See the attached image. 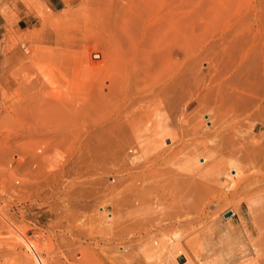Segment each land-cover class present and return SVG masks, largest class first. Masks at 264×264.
Returning <instances> with one entry per match:
<instances>
[{"label": "rangeland", "instance_id": "1", "mask_svg": "<svg viewBox=\"0 0 264 264\" xmlns=\"http://www.w3.org/2000/svg\"><path fill=\"white\" fill-rule=\"evenodd\" d=\"M176 1L177 0H63L59 3V8L51 9L47 5L45 0H0V9L6 15L9 24L7 33L0 42V187L4 186L3 188H0V264H175V262L176 264H179V260L177 258L174 262V254H172V257L171 252H168L174 245V247H176L177 243L179 242L181 244V247H183L184 252L188 254L190 261H192V264H203L207 260L211 263L214 260L216 264H264V114L261 117L259 116V114H257V112L264 113V0ZM19 3L24 5L30 13H36V17L29 28L16 30L14 28V23L18 20L17 6ZM172 8L173 11L169 13L168 10H172ZM175 8H178L179 11ZM177 11L178 14H176ZM125 15L127 16V18H129V20L125 18ZM122 16L123 18H121ZM176 16L178 18L180 17L179 19L181 20H179ZM175 17L178 19V21L175 20ZM123 20L126 21L127 26L124 25L125 22ZM127 21H132L130 22L132 26H130ZM132 23L134 24L135 28L133 27ZM170 24H174V26H169ZM123 25L125 26L124 28L127 31H130L131 29V31L135 30L134 32L136 34L134 33V35L137 36L138 34V36L140 35V37L144 36L143 38L141 37L142 39H144L145 36L147 38L149 35L147 39L154 38L156 41L158 40V47L161 46V48L159 49L161 51L166 50V52L164 51L165 54L168 51L169 54L168 56H166L169 61L171 60L172 62H174L175 59L184 61V87L186 91V103L196 99L199 94L205 95L207 93L206 86L209 84L210 79L215 77V81L209 87L210 90H208L209 93L207 95H209V97L215 95L217 96V91H219V96H217L218 99H213L212 97L210 103L206 102V105H198L194 109H189L186 113V116L187 114H189V118L187 117V119H184L186 116H182L184 123H186L185 125L181 124L183 123V121L181 123L179 122V120H177V122L175 123L173 122L174 120H171L172 122L170 121L171 126H173L174 128L175 126L173 124H177V126L181 124L185 127L187 125L188 127L190 124L187 122L188 120H190V117L193 116V114L200 115V117H202V121L204 122V128H201V131L198 135H192L189 131H185V127L184 129H182V126H180V129H177L178 131L180 130L179 133L182 132L183 134L182 138H180V141L182 143H185V145L187 144V146L190 145V147L188 148L184 146V144H181L180 141V145H178L177 142L171 144V140L167 139V144H165V147L168 146L167 148H170L169 146L173 145L172 148H170L169 152H173V150L174 152H177L178 150L176 149H181L180 151H182V153H184L185 151H188L187 153H189L192 150L190 148L194 147L193 145L194 142H196L197 136L201 139L205 138V130H208L212 134H209L208 138H205L208 142V145L210 147H215L218 144L216 146L217 148L219 147L217 149L218 152L220 153V155L224 154L214 158V160L216 162H223L225 160L227 162H238L237 160L239 159L243 162H239L237 165H241V163H243L241 167L242 169H246L244 170L246 174L242 172L243 170H241V174L243 176H232L228 168L221 175H210L204 172L206 173L208 178L200 177L194 174V172L190 169L188 163L184 162L185 160L183 161V158H186L187 155L181 153L182 155L180 157V160H178V158L175 162V160L173 161L172 159L173 162H170V164L168 163L169 165H171V163H176V165H167V167H173L172 169L174 171H179V173H175L176 171L174 172L175 174H179L178 176H180V171L181 173H187V170L189 168L188 173L190 175L193 174L196 177H192L193 179H195L196 183L197 180L201 181L199 179H202L203 185H207L205 181H209L208 183L211 184L210 186L207 185V187L209 186L207 190L204 186V188L202 189L203 191L201 190L203 193L200 191L201 186L199 185L200 189L197 190L200 191L199 194L201 195L197 196L195 195L197 190L194 189L196 190L194 193V190L192 191L196 183L194 184L192 180L190 182L188 178L186 179H188L189 181H185V178V180H181V175V183L185 182L183 184V187L190 182L191 185H188L189 190L191 188L190 186H192L193 184V187L191 188L192 192H190L197 196V198H193L194 195H189L191 193L186 190L187 186L184 188L189 194L186 192V194L183 196L182 193L184 194L185 192L182 191L184 189L182 188V186H180V181H178V179H174L177 175L175 176L173 172H171V174L174 175L173 179L169 174V177H171L169 178L170 181H168L169 179L166 181L164 180V178H160L161 180H164L160 181L158 178L159 176L157 177L158 179H153L155 177L152 178L150 176L151 173H147V170L145 169L146 167H142L143 169H145L143 170L142 168H138V166H134L139 164L141 165V163L137 164L138 162H142V164H144L143 162H145L149 165V163L151 164L150 161H153L154 159L150 154V158L146 160L147 157L141 155V151V154L140 152L138 153L137 150H135L136 148H134L137 143H135V145L134 142L131 143L132 141L130 140L132 146L128 145L130 146L129 149H131V147L134 148H132L131 151L126 150L128 149V146L124 147L126 154H128L129 152L133 153L134 150V154L136 156H132H135L136 158L130 157L131 155L124 156V152L121 149L123 147V143L120 137L121 131H115V128L118 124L116 120L117 109L113 111V113L115 112L116 114H112V110L109 112L110 114L108 116L105 114L107 116V119L110 118L109 116L111 115V119L115 120L116 122L111 119H101V123L105 122L106 125L99 122L101 127L99 128V124L96 125V123L94 124L89 121L90 126L93 125L91 127L89 126V130H91L90 132H95V137H100V139L102 138L101 140L104 142L103 145L105 146L102 145L99 138L95 139H99L102 146H99L98 142H95L96 144H94L95 139L91 138V136L93 137L94 135L91 133L92 135L90 136V132L87 131L88 126L86 127L85 125H88V123L86 121L87 119L84 118H86V114L88 113L89 115L87 116L89 120H91L90 116L98 117L99 114L104 115V112L106 113L110 110L109 103H111L110 101H112L114 97L110 94H106L109 90L104 87L106 85L102 87L105 92H103V90H101L102 92H100L99 90L101 88L99 89L98 85L99 83L101 84V82H104L107 79V81H105V84L108 85L110 83L109 85L111 86L113 78L112 76L115 75V73H113L114 70H112L113 72L110 71L111 75H108L104 73L103 69H105L107 66H112V69L120 66L122 60H120L121 57H119V55L123 56V54L125 55L126 51L128 52L129 50V43L127 40L128 38L125 33L126 31L123 28H120L121 26L123 27ZM146 25L147 27L145 28ZM150 28L151 31H149ZM179 28L181 30H179L180 33L177 30ZM175 29L176 31H174ZM148 31L150 32L149 34H147ZM103 38L110 39L115 43H117V40L119 41V39L116 40L115 38H120V41L122 43L120 53H117V55L115 54L116 56L113 55L109 57V54L112 55L117 51H115V48H108L102 42ZM108 50L112 51L109 53ZM121 51H123L124 53H122ZM174 54H177V56L173 60ZM169 55L171 58L169 57ZM110 58L112 61L110 60ZM107 76H109V79ZM32 82L33 84H31ZM42 88H45V91L42 90ZM111 88L113 87L111 86ZM190 90L192 91V93L189 92ZM51 91L53 92L52 94ZM46 92L48 94L50 93V100L54 95V98L57 99L53 98V100H56V102L58 103L60 102L63 105L62 107H64L66 104V107H64L66 109L62 108V110H60V103H56L59 108L57 107V105L55 107L54 105L52 106V104H55V102H52V104L49 103L51 105V109L50 107L46 109L45 106L50 101L48 100L49 98L47 97L48 94ZM42 94L47 95H44V97ZM190 94L194 96L192 100H190L189 98ZM46 99L48 100V102L46 101ZM114 100V102H116V99ZM71 101L73 102V105H70L72 104L70 103ZM44 103L46 104L44 105ZM28 104H31V106H29ZM74 105L76 108L74 107ZM113 105L110 107L111 109L114 106H117V103L116 105ZM69 106L70 108H72L71 106H73L75 108V111L77 110L82 117L85 116L84 118H82L78 115V118L81 120L83 119L82 122L85 120L87 124H85L84 122L82 123L81 120L78 122L79 119L77 120V117H75L77 115V112H75L76 115L74 114V116H72L74 111L71 112V109L69 110L68 108ZM39 108L40 110H38ZM77 108H80V111ZM84 108L86 111L84 110ZM115 108L116 107H114L113 109ZM53 109H55L56 111ZM68 110L72 113V115L68 114ZM81 110H83L84 112L82 113ZM20 114L22 116H20ZM43 114H45L46 116ZM9 115L12 116L10 117ZM226 115L227 117H224ZM58 116H60L59 119ZM68 116H71V122L75 119L74 121L77 120L75 123H79L78 125H80V123L83 124L81 125L84 126L83 128L81 126L80 128L76 124L83 133V130L87 128L85 130V134L81 132V139H86V141H89L88 137L91 138L90 140H93L92 145L94 146L91 145L92 141H89V144L86 142L84 143L88 144L89 146L84 144V146H82L81 144L84 140L80 139V134L78 135V138L77 136H74L76 135L75 132V134L73 133V137H75L76 139L71 138V133L74 131L75 127L70 125L71 122ZM72 117H74V119ZM220 117H224L221 118L222 121H220ZM96 118L95 121L98 122ZM103 118L105 117L103 116ZM174 119L176 120V118ZM230 119L233 121L235 120V123H233V121H231ZM61 121L62 124H59V122L61 123ZM92 122L94 121L92 120ZM111 122H115V124H117L112 127V125L114 124H112ZM110 123L112 124L111 127L114 129V132L111 127L109 129L111 131H108V129H106L109 133L104 132L103 126H110ZM72 124L74 123L72 122ZM223 124H227L228 126H224ZM56 126L57 128L51 131V129H54L53 127ZM93 127L97 128L96 130H98L99 128L100 131L102 129L103 133H101L102 131H99L100 136L97 135L98 131L96 132V130H93ZM220 127H222V129ZM189 128L190 127H188V130ZM184 131L186 132V134H184ZM225 132L228 134H226ZM111 134L112 137L116 135L115 137H111L110 139H108L113 143L111 144L113 145V147L109 146L110 142L106 141L107 139H105L104 137L111 136ZM52 135L55 136L52 137ZM83 135L86 137L83 138ZM101 135H104V138ZM117 135H119L118 137L120 138H118ZM36 137L38 138V140ZM210 137L212 138L210 139ZM238 138L241 139L238 140ZM71 139H73L76 143L80 141L81 142L79 145L76 144L72 146L71 142H75H73V140L71 141ZM115 139L122 143L120 145L121 148L118 147L119 144H117L118 146L114 144V142L118 143V141H115ZM192 140L194 142H192ZM29 141L33 145H31ZM42 143L47 144L46 146L48 147L45 148V145H42ZM96 145H98L99 148ZM107 145L109 147L106 148ZM114 147L118 148H115L116 150H114ZM136 147L138 148V145ZM223 147L224 150L227 148V150H225L224 152L222 149ZM119 149L120 151H117ZM115 151H117L118 154L119 152H122L119 154L121 157H117L120 160H125L126 158H128V162L124 164V161L122 162L117 159L115 154L117 152ZM127 151L129 152L127 153ZM228 152L229 154L230 152L233 153V155L236 156L237 159L234 158L233 155L232 159ZM179 153L178 155L180 156ZM235 153H237L238 155H235ZM225 154H227L228 156H226ZM144 158L145 160L143 161ZM241 158L243 160H241ZM114 160L116 162L120 161L119 163H117L119 164L118 166L113 163L115 162ZM135 162L136 164H134ZM159 162H161V160H159ZM129 163H133L130 164V166H133L132 168L129 167ZM91 165H95L93 166L94 170H98L99 174L97 173V176L96 174L93 175L90 172L91 170L93 173L96 172L93 170ZM114 165L117 167H114ZM123 165L124 167L126 165V167L124 168L125 170L127 169V167L129 168L128 172L130 174L127 171L126 173L121 172V170H123ZM119 166L121 168H119ZM77 167L80 168V170H78L80 171V173L77 172ZM134 167L136 168V170L133 169ZM98 168H105V172H107L108 168L109 173L104 172L106 174L105 176V174L99 172L100 169ZM109 168H111L113 171H111V169L109 170ZM115 168H118L116 169L117 172ZM119 169L121 170L118 171ZM74 170L76 171L75 177ZM137 170L140 174H143L145 172L146 174L150 175L146 176V174H143L142 179H140L141 177ZM87 171L89 172V174ZM132 171L133 174L135 172L137 173L135 178H131L132 176H134L132 174ZM77 173L79 174V176L77 175ZM86 173L87 176L90 175V177H94H91V179L88 176L89 179H86L88 178L86 176ZM117 173L121 175H117ZM188 173L186 175L190 177V179H192ZM84 174L85 176H83ZM57 176L59 177L57 178ZM99 176L100 180H96L94 181V183L93 179H96L97 177V179H99ZM115 176H117L118 179H116ZM125 176L127 177V179ZM138 176L140 178H137ZM104 177H106L107 180L104 179ZM121 177L123 178L121 179ZM128 177L130 178L128 179ZM74 178H76V180H73L72 182V179ZM77 179H82L84 182L88 180V186L84 187V185L82 186L80 184L83 188L79 187L80 185L76 187V185L74 184L77 183ZM101 179H103L104 181H101ZM145 179L149 181V183L147 180V182H145L148 185H151L150 187H153V185H155V182L157 183V185H160L162 187L166 185L167 191L163 188V191L160 190L159 188L161 187L158 188L156 187L157 185H155L154 189L156 190V188H158V192H156L157 190L154 192L153 188L149 189L150 187L147 184H145V186L147 185L148 187L146 186L144 188L143 184L145 182L143 181ZM118 180L122 181V184L120 185L119 181V183L115 182V184L118 183V186L115 184L114 185L118 188L119 185L121 187L123 186L122 188H117V191L119 193L123 192L121 193V195L123 194V196L120 195L121 199L119 197L116 198L111 194L108 197H112V200L114 198L116 200H120L121 202H123V205L124 203H126V201H130V204H136L134 199H136L137 197H132V195L134 196L139 193L138 191H140V189L142 190V187L144 191L146 188H148L146 189L150 192V194L148 193V196L146 194V191V195H144V192H141V194L143 193V195L147 197L139 195L140 197H142L141 199H143L147 204L142 200L140 206L138 204L139 202L137 201L138 206L136 204V209L134 208V211L139 209L140 211L142 210L141 212H144L143 209H145V207H148L147 209H145V213L149 212V214L142 213V215L145 214V218L148 220V223H146V221H142V218L144 217H140V211L138 213L135 212L137 215L140 213V216L138 215L139 217L137 218H141V224L143 223L146 227H143L138 219L132 218L134 216L136 217V215H134L135 213L133 214V211L131 212L132 215H125L127 213L125 211L128 210L127 208H129V210H132V208H130L131 205L128 206V203L125 204V206H122V204L118 205L117 202V206H122V208H119L120 212L119 210H116V212H114L113 209H115L114 207H116V204H114L113 207V203L115 201L111 202L112 200L110 201V198L108 197L107 201L106 198L105 200H103L102 198V200L106 202H103L101 200V196L99 193L100 191L98 190H101V188L105 189V192L104 190H101V192L105 194L108 193L109 189H112V191L115 190L116 193V189H113L112 186L115 188L113 183L114 181ZM132 180L135 181V184L136 182L139 185L141 183L142 186H138V184H136L137 186H135L133 181L132 184L134 186L130 184L127 188L126 183L129 184L132 182ZM171 180H177L178 184H180V187L178 189H180V191L181 188L183 189L181 191L182 196L180 197L181 202H178V199H175L176 197L174 198V200H172L176 195L173 196L174 190L171 189L173 188L174 183L176 184L177 181H173L172 184ZM89 181L91 182L89 183ZM105 181H108V186H110L109 188L106 186V188H108L107 190L105 188ZM123 181L126 182V185L123 184ZM150 181L154 182L153 185L152 183H150ZM158 182H160V184ZM71 183L74 186H71L70 189ZM92 183L94 184V187ZM2 184L3 186H1ZM168 184L171 185L167 186ZM178 184L177 186L174 185L175 189L178 187ZM198 184L200 183L198 182ZM198 184L196 185L197 188H199ZM230 184L234 187H232ZM124 186L125 190L123 189ZM130 186H132V188ZM196 186L194 188H196ZM74 187H76L77 190ZM89 188H94L93 192ZM126 188L130 191L134 190L135 193H137L135 194L131 191L132 195L128 194V190L126 191ZM95 189L97 190V192L95 191ZM178 189H176V193H180ZM80 190L85 191L86 194L84 192L82 193V191ZM170 190L172 191V193H169L171 192ZM78 191L79 193H81L79 194ZM130 191L128 192L131 193ZM204 191L206 192L204 193ZM70 192L71 195H67ZM94 192L95 195L99 193L100 197L94 196ZM109 192L111 193V190H109ZM152 192L154 194L156 193L157 195V197L154 194L153 195L155 197L151 196L153 197V200L152 198H149V195H151ZM126 193L129 196L131 195V200L128 199ZM159 193H163L162 195L168 193L167 195H170V197H172L170 198L168 196V198H162L165 197V195L162 196L160 194L161 197H159ZM72 194L73 197L75 194V196L80 195V198L78 199H80L81 201L77 199L79 201L77 202L75 199L77 197L72 200ZM116 195L118 196V193H116ZM124 195L127 196L126 201L125 198L122 199ZM69 196L72 198H70ZM68 197L71 200H69ZM95 197H97V200H95ZM158 197L161 199V201H165L161 202ZM156 198L159 200L157 201ZM148 199H151L149 200L151 202L148 201V203ZM93 200L97 201V205L95 202L94 205L92 204ZM98 200L102 202H100L101 205H99ZM68 201L69 203H71V205H69ZM173 201H175V203L177 201L181 205H183L184 202L185 206L183 205L184 207H182H186L187 214L185 212V209H182L181 206V208L176 206L177 203L173 205ZM143 202L148 206H144ZM158 202L167 207L162 206ZM150 203L151 205H153V207L150 205ZM155 203H158L159 205ZM95 205L96 210L94 209ZM149 205L152 209L158 208L157 211H159V208H161L162 206V210L160 211H162L161 213H163V215L160 213V211L159 213L157 211V213L154 212L156 209H154V211H152V209H149ZM196 205L200 209H198ZM75 206L78 208L76 209ZM101 206L106 207V213H104L106 218L103 216L104 220L101 222L97 220V222L94 218H96L97 214L98 216H100L99 214H102L100 208ZM175 206L177 208H180V210L182 209L181 211L184 212H181L178 209L177 211H179V213H177V208L175 209ZM133 207L135 206L133 205ZM89 208L91 209V211L89 210ZM124 209L127 210L124 211ZM172 209H174V211ZM121 210L125 212L124 216L122 215ZM228 211H233V215L225 217V213H227ZM73 212H75L74 214H76V218L74 219L76 220V222L74 220L71 221V218H74ZM85 212L88 213V215ZM110 212L116 213L117 215L121 213L119 215L121 217H125L124 219H135L136 223L139 222L137 226L140 224L138 228L140 227L142 231L140 232L139 229H136L135 222H130L129 220H124L123 222H125L126 224V222L128 221L132 224L127 223L126 225H124V223H121V225L116 226L122 227L115 228V226L112 229L108 228V220L110 221V218H114L115 216ZM151 212H154L156 214H153ZM93 213H97L96 216L93 215ZM150 214H153L155 216L157 214L160 215L157 216L158 218L156 217V220H152V217L148 216ZM84 216L85 219L88 220L84 221ZM176 216L178 217V223L180 225L177 223V221H175L177 220ZM193 216L194 219H192ZM78 217L80 220L82 218L81 222L80 220L78 221ZM149 217L151 218L149 219ZM172 217L173 219H171ZM155 222L159 223L156 224ZM76 223L78 225H80V223L82 224L79 227ZM149 224H153V226L150 227ZM83 225H86L85 228H83ZM132 225L135 226V228H132ZM81 226L83 229H81ZM146 228L149 229V231ZM144 229L145 231H143ZM138 231L141 234H138ZM226 231H232V235L230 238H224L223 233H225ZM250 231L252 232L251 236L249 235ZM150 232L152 235L150 234ZM147 234L149 235L147 236ZM155 234L158 235V240L155 237ZM150 235L156 238H153L154 240H156L155 242L154 240H150L153 241L152 244H150L151 242L147 239H145L144 241V238H146V236L149 237ZM140 237L143 238V243H141L142 239H140ZM196 239L201 242H203V240H206L207 242H200L201 244L199 242L196 243ZM140 243L143 244L142 247ZM51 244L54 246H50ZM201 246H203V249ZM145 249H149V252L144 253ZM150 249L152 250L153 254L150 253ZM141 250L143 251V253ZM214 250L216 254L214 253ZM203 252H205L206 255H204ZM147 253L151 254L149 258H147V256L145 257ZM202 253L204 256L208 257H204L202 259ZM172 259L174 260L172 261ZM201 260L203 262H201ZM190 261L189 263L191 264ZM189 263L188 261L184 262V264Z\"/></svg>", "mask_w": 264, "mask_h": 264}, {"label": "bare ground", "instance_id": "2", "mask_svg": "<svg viewBox=\"0 0 264 264\" xmlns=\"http://www.w3.org/2000/svg\"><path fill=\"white\" fill-rule=\"evenodd\" d=\"M177 1H180V0H177ZM176 1V2H177ZM175 2V3H176ZM167 3V2H166ZM174 3V4H175ZM181 3V2H180ZM164 4V3H163ZM172 4V3H171ZM173 4V5H174ZM148 6V5H147ZM129 7V6H128ZM164 7H165V5H164ZM149 8V7H148ZM178 8H180V7H178ZM177 8V9H178ZM176 9V8H175ZM176 9V10H177ZM149 10V9H148ZM164 11H165V8H164ZM167 11V10H166ZM169 11V13H171V11H173V8H172V10H168ZM167 11V12H168ZM178 11H179V9H178ZM178 11H177V13L176 14H178ZM132 15V14H131ZM167 15V14H166ZM126 16V15H125ZM179 16V15H178ZM129 17V16H128ZM171 17V16H170ZM177 17V16H176ZM175 17V20H177L178 21V19L180 18H176ZM121 18H123V16L121 17ZM125 18H127V16L125 17ZM125 18H124V20H125ZM83 20V19H82ZM123 20V21H124ZM127 20H129V18H127ZM179 20H181V19H179ZM125 22V23H124ZM123 23H124V25L125 26H127L126 25V21H124ZM129 24H130V22H132V21H127ZM122 23V24H123ZM127 23V24H128ZM71 24V23H70ZM121 24V23H120ZM133 24V23H132ZM165 24H168V23H165ZM123 25V27L121 26L120 28H123L126 32V36H127V40H128V43H129V50H128V52L126 51V54L124 55L123 54V56L121 55H119V57H121L120 58V60H122L121 61V63H120V66H118V67H116V68H114V69H112V66L110 67V66H107L105 69H103L104 70V73H106V74H108V75H111L110 73V71H112V70H114V72L113 73H115V75L114 76H112L113 78H112V84H111V86L113 87V88H111V86L108 84H105L106 82L105 81H107V79L104 81V82H101V84L99 83V91L100 92H102L101 90H103V86L104 85H106V86H104L105 88H107V90L109 91H107V93L106 94H110V95H112L113 97H114V99H116V102H114L115 100L113 99L112 101H110L111 103H109V111L108 112H104V115L103 114H99V115H103L105 118L110 114L109 112L112 110V114H114L113 113V111L114 110H116L117 109V123L119 124V129H118V124H117V126H116V130L115 131H121V135H120V137H121V141H122V143H123V147L121 148L120 147V145L122 144V143H120L117 139L118 138H120V137H118L119 135H117V139H115V141L117 140L118 141V143L116 142H114V144H119V146L118 147H120L121 149H122V151L124 152V156L125 155H131L130 157H132V158H136L135 156V151L133 150V153H131V152H129V151H127V153L128 154H126V152H125V148L124 147H127L128 145H131L132 146V144L131 143H133L134 142V144L135 143H137V145H138V148L135 146L134 148H136L135 150H137V152L139 153L140 151L142 152V154H141V152H140V154L141 155H143L144 157H147L146 158V160H148L150 157H149V155L151 154L152 156L151 157H153L154 159H153V161H150L151 162V164L149 163V165L147 164V163H145V162H143L144 164H142V162H138L137 164H139V163H141V165L139 164V165H134V166H138V168H144V167H146L145 169L147 170V173L148 172H150L151 173V175L150 174H146L145 172L143 173V174H146V176H151L152 178L153 177H155V178H153V179H158L159 178V180L160 181H164V180H168L169 178H171V177H169V174L172 176V179H173V177H174V175L173 174H175V173H179V171L177 172L176 170V172L172 169V168H170L169 166H173V164H175L176 165V163H171V165H169L170 164V162H173L174 160H175V162H176V159H178V160H180V157H181V155L182 154H185V155H187V157L186 158H183V161L186 163H188V165L190 166V169L194 172V174H196V175H198V176H200V177H206V178H208V176L206 175V173L207 174H210V175H214V174H217V175H221L222 173H224L228 168H229V172L231 173V175L232 176H238V175H242L241 174V170H243L242 172L243 173H245L244 172V170H246V169H242V164L243 163H241V165L239 164V165H237L239 162H243V161H240L239 159L237 160L238 162H233V161H230V162H227L226 160L225 161H223V162H216L215 160H214V158H216V157H218V156H221V155H224V154H221L220 155V153L218 152V148L215 146V147H210L209 145H208V142H207V140L205 139V138H208V135L209 134H211L208 130H205V135H206V137L205 138H203V139H201V138H199L198 136H197V139H196V142H194L193 140H192V142H194V147L193 148H190V149H192L191 151H190V149H189V153H187L188 151H183L184 153H182V151H180L179 149H176V150H178L177 152H174V150H173V152H169V150H170V148H172V146L173 145H171V146H169L170 148H167V147H165V144H167L166 143V141H167V139H169V140H171V144H173V143H175V142H177L178 143V145H180V143H179V141H180V138H182V136H183V134H182V132H180L179 133V131L177 130V129H180L179 127L180 126H182V125H185L186 123H184V121H183V119H182V116H186V113H187V111L189 110V109H194L196 106H198V105H204L206 102H208V103H210V101H211V98L213 97V99H218V97L217 96H219V91H217V96L215 95V96H210L209 97V95H207L209 92H208V90H210V86L214 83V79H215V77L214 78H212V79H210V82H209V84L206 86V94L205 95H198L197 96V98L196 99H194V100H192L193 98H194V96H192V94H190V96H189V98H190V100H192V101H190V102H187L186 103V91H185V87H184V84H185V68H184V61H180V59L179 60H176L175 58H176V56H177V54H174V58H173V60L175 59V61L174 62H172L171 60V62L167 59V56H168V51H167V53L165 54V52H166V50H163V51H161L159 48H161V46L160 47H158V40L156 41L154 38L153 39H147L148 37H149V35H148V37L146 38V36H145V38L144 39H142L141 37H140V35L138 36V34H137V36L136 35H134V31L135 30H133V31H131L132 29H131V27H130V31H127L124 27ZM171 25H173L174 26V24H170L169 26H171ZM181 25V24H180ZM130 26H132L131 24H130ZM149 26V25H148ZM165 26V25H164ZM177 26V25H176ZM133 27H134V24H133ZM147 27V25L145 26V28ZM108 28V27H107ZM127 28V27H126ZM135 28V27H134ZM158 28H159V26H158ZM171 28H173V27H171ZM178 28V27H177ZM144 29V28H143ZM148 29V28H147ZM146 29V30H147ZM161 29V28H160ZM105 30V29H104ZM120 30V29H119ZM129 30V29H128ZM145 30V31H146ZM172 30V29H171ZM178 31L180 30V28L179 29H177ZM102 31V30H101ZM149 31H151V28H150V30ZM148 31V33L147 34H149L150 32ZM174 31H176V29L174 30ZM181 31V30H180ZM180 31H179V33H180ZM147 32V31H146ZM153 32V31H152ZM159 33V32H158ZM136 34V33H135ZM146 34V35H147ZM101 35V34H100ZM124 35V34H123ZM158 35V34H157ZM108 36V35H107ZM125 36V35H124ZM125 36V37H126ZM152 36V35H151ZM179 36V35H178ZM109 37V36H108ZM116 37V36H115ZM157 37V36H156ZM155 37V38H156ZM161 37V36H160ZM152 38V37H151ZM97 39V38H96ZM101 39V38H100ZM113 39V38H112ZM116 40L117 39H119V41L117 40V43H115L114 41H111L110 39H106V38H103V43L108 47V48H115V51H117L116 53L114 52V50H113V54L111 55V54H109V57L110 56H116L117 55V53L119 54L120 53V50H121V39L120 38H115ZM164 39V38H163ZM94 40H95V38H94ZM126 41V40H125ZM93 42H95V41H93ZM96 45V44H95ZM116 45V46H115ZM96 47V46H95ZM176 47V46H175ZM92 48V47H91ZM94 50V49H93ZM106 51V50H105ZM109 51V50H108ZM107 51V52H108ZM112 51V50H111ZM111 51H109V53L111 52ZM165 51V52H164ZM122 53H124L123 51H121ZM101 54H102V52H101ZM116 54V55H115ZM167 55V56H166ZM180 55V54H179ZM103 57H106V56H103ZM108 57V58H109ZM118 57V56H117ZM169 57H170V55H169ZM171 58V57H170ZM103 60H104V58H103ZM107 60V59H106ZM110 60H111V58H110ZM112 61V60H111ZM116 61V60H115ZM111 63V62H110ZM114 63V62H113ZM116 70V71H115ZM74 75V74H73ZM108 77V79H109V76H107ZM106 77V78H107ZM111 77V76H110ZM50 79V78H49ZM104 79V78H103ZM111 79V78H110ZM31 84H33V82L31 83ZM100 85H101V87H100ZM104 88V89H105ZM45 88H42V90H44ZM112 89V90H111ZM47 90V89H46ZM40 91V90H39ZM45 91V90H44ZM48 91V90H47ZM199 91V90H198ZM41 92V91H40ZM103 92H105V90H103ZM190 93H192V91L190 90L189 91ZM47 93V92H46ZM53 92L51 91V94H52ZM41 94V93H40ZM39 94V95H40ZM48 94V93H47ZM47 94H44L45 96L47 95ZM50 94V93H49ZM49 94L47 95V97L49 98ZM38 95V94H37ZM36 95V96H37ZM43 95V94H42ZM43 95V96H44ZM44 96V97H45ZM57 96V95H56ZM40 97V96H39ZM46 97V98H47ZM50 97H51V95H50ZM53 98H54V95L52 96ZM47 98V99H48ZM53 98H51V100H50V98L48 99V100H50L49 102H48V100L46 99V101L48 102L47 104L46 103H44V105L46 104V106H45V108L47 109V108H49L50 107V109H51V105L49 104V103H51L52 104V102H55V104H52V106L54 105V107L57 105V104H59L58 102H56V100H53ZM41 99V98H40ZM54 99H57V98H54ZM37 100V99H36ZM25 101V100H24ZM59 101V100H58ZM114 103V105H116V103H117V106H114L113 105V103ZM29 103V102H28ZM41 103V102H40ZM57 103V104H56ZM70 103H72V104H70V105H73V102L71 101ZM63 104H65V103H63ZM110 104H112L114 107H116L115 109H111L110 107L112 106V105H110ZM29 105V104H28ZM60 105H61V108H59L58 107V105H57V107L60 109V110H62V108L63 109H66V108H64V107H66V104H65V106L64 107H62L63 105L60 103ZM206 105V104H205ZM29 106H31V104L29 105ZM40 106V105H39ZM72 108H70V106L68 107L69 108V110L72 112V111H74V113H73V115H72V113L71 112H69V110H68V114H70V115H72V116H74V114L76 115V113L75 112H77V115L75 116V117H77V120L79 119L78 118V115L79 116H81L79 113H78V111L76 110L75 111V105H74V107L73 106H71ZM26 108V107H25ZM31 108V107H30ZM35 108V107H34ZM33 108V109H34ZM67 108V109H68ZM57 109V108H56ZM79 111H80V108H77ZM38 110H40V108L38 109ZM43 110V109H42ZM53 110H55V109H53ZM58 110V109H57ZM84 110H85V108H84ZM29 111V110H28ZM56 111V110H55ZM86 111V110H85ZM18 112V111H17ZM50 112V111H49ZM57 112H59V111H57ZM66 112V111H65ZM81 112L83 113L84 111L83 110H81ZM14 113V112H13ZM24 113V112H23ZM27 113H29V112H27ZM34 113V112H33ZM87 113V112H86ZM108 113V114H107ZM260 113L261 112H257V114H259V116L261 117L264 113H261V115H260ZM25 114V113H24ZM56 114V113H55ZM85 114V113H84ZM107 116H106V115ZM116 114V113H115ZM254 114V113H253ZM26 115H28V114H26ZM30 115V114H29ZM37 115V114H36ZM43 115H45V114H43ZM87 115H89L88 113L86 114V118H84V117H82V118H84V119H87L86 121H87V123H88V125H85V124H87L86 122H85V120L83 121L85 124V126L87 127L88 126V129L87 128H85V130L87 129V131H91V130H89V128L91 127V126H93V125H91L90 126V123H89V121L91 122V123H96V125H98L99 124V122L101 123V119L103 120H109V119H111V115L109 116L110 118H103V116L101 117V116H99L98 115V117L97 116H90L91 117V120H89V118H88V116ZM189 114H187V116L184 118V119H187V117L189 118V116H188ZM192 115V114H191ZM190 115V116H191ZM235 115V114H234ZM237 115V114H236ZM245 115H247V114H245ZM10 116V115H9ZM12 116V115H11ZM10 116V117H11ZM15 116V115H14ZM20 116H22L21 114H20ZM46 116V115H45ZM116 116V115H115ZM239 116V115H238ZM241 116V115H240ZM264 116V115H263ZM39 117V116H38ZM41 117V116H40ZM50 117V116H49ZM59 117L60 116H58V119H59ZM69 117V116H68ZM94 119H93V118ZM97 117V118H96ZM112 117H114V116H112ZM224 117H227V115L226 116H224ZM224 117H220V121H222L221 120V118H224ZM228 117H229V115H228ZM232 117H233V115H232ZM236 117V116H235ZM247 117V116H246ZM16 118V117H15ZM19 118H22V117H19ZM26 118V117H25ZM29 118H31V117H29ZM37 118V117H36ZM71 116L69 117V120H70V122H71ZM73 119H74V117H72ZM95 118H96V120L98 121V122H96L95 121ZM116 118V117H115ZM171 118V119H170ZM174 118H176V120L174 119ZM218 118V117H217ZM216 118V119H217ZM231 118V117H230ZM263 118V117H262ZM12 119V118H11ZM14 119V118H13ZM46 119V118H45ZM61 119V118H60ZM98 119H100V120H98ZM219 119V118H218ZM234 119V118H233ZM245 119V118H244ZM248 119V118H247ZM251 119V118H250ZM22 120V119H21ZM54 120V119H53ZM53 120H52V122H53ZM75 120V119H74ZM74 120H72V122L74 123V124H72V122H71V124L70 125H72L73 127H75V129H74V131L71 133V138H73V139H76L75 137H73V135L76 133V135H74V136H77V138H78V135L80 134L81 136H80V139L82 138V131H81V127L83 128L84 126H81V125H83V124H81L80 123V125H78L79 123H75L76 121H74ZM81 119H79L78 120V122L80 121ZM83 120V119H82ZM82 120H81V122H82ZM92 120L94 121V122H92ZM111 120H113V119H111ZM175 123V122H177V120H179V122L181 123L182 121H183V123H181V124H179L178 126H177V124H173L174 126H175V128L173 127V126H171V122L172 121ZM207 120V119H206ZM231 120V119H230ZM238 120H239V118H238ZM15 121V120H14ZM59 121V120H58ZM64 121V120H63ZM68 121V120H67ZM113 121H115V120H113ZM171 121V122H170ZM227 121V120H226ZM231 121H233V120H231ZM235 121V120H234ZM233 121V123H235ZM50 122V121H49ZM82 122V123H83ZM116 122V121H115ZM115 122H111L112 124H114V125H112L111 123L109 124L110 126H108L107 125V127H104L103 125V130H104V132H108V131H111V130H109L110 129V127H111V125H112V127L113 126H115L116 124H115ZM218 122V121H217ZM257 122V121H256ZM264 122V121H263ZM263 122H262V124H263ZM12 123V122H11ZM15 123V122H14ZM13 123V124H14ZM17 123V122H16ZM20 123V122H19ZM47 123V122H46ZM57 123V122H56ZM64 123V122H63ZM102 123H104V125H106V123L105 122H102ZM101 123V124H102ZM109 123V122H108ZM187 123H189L190 125L188 126V127H190L189 128V130H188V127H187V125H186V127L185 126H182L181 128L182 129H184V127H185V131H189L192 135H198L199 133H200V131H201V128L203 127V121H202V117H200V115H195V114H193V116H191L190 117V120H188V122ZM210 123V122H209ZM227 123V122H226ZM245 123H247V122H245ZM50 124V123H49ZM59 124H62V121H61V123L59 122ZM80 127H78L77 125ZM244 124V123H243ZM12 125V124H11ZM15 125V124H14ZM224 126L225 125H227V124H223ZM222 125V126H223ZM228 125H229V123H228ZM227 125V126H228ZM27 126V125H26ZM58 126V125H57ZM57 126L56 127H53L54 129H51V131L52 130H55L56 128H57ZM60 126V125H59ZM72 126H70V127H72ZM78 128H77V127ZM90 126V127H89ZM231 126V125H230ZM230 126H229V129H230ZM240 126V125H239ZM50 127H52V126H50ZM49 127V128H50ZM111 127V129H113ZM16 128H17V126H16ZM60 128V127H59ZM76 128H77V130H76ZM94 128V127H93ZM99 128H101L100 127V124H99ZM99 128H98V130H96L97 128H94L93 130H96V132L98 133H96L97 135H99L100 136V134H99ZM204 128V127H203ZM219 128V127H218ZM221 129H222V127H220ZM225 128V127H224ZM30 129V128H29ZM28 129V130H29ZM37 129V128H36ZM35 129V130H36ZM39 129V128H38ZM44 129V128H43ZM46 129V128H45ZM65 129V128H64ZM106 129H108V131L106 130ZM118 129V130H117ZM187 129V130H186ZM209 129V128H208ZM210 129H211V127H210ZM220 129V130H221ZM11 130V129H10ZM13 130V129H12ZM24 130V129H23ZM83 130V129H82ZM85 130H83L84 131V133L83 134H85ZM92 130V131H93ZM103 130L101 129V133H103ZM218 130V129H217ZM217 130H215V131H217ZM22 131V130H21ZM31 131H32V128H31ZM48 131H50V130H48ZM50 131V132H51ZM68 131V130H67ZM86 131V132H87ZM184 131V132H185ZM223 131H224V129H223ZM242 131V130H241ZM20 132V131H19ZM27 132V131H26ZM29 132V131H28ZM33 132H34V130H33ZM60 132V131H59ZM75 132V133H74ZM82 132V133H81ZM94 132V131H93ZM113 132H114V129H113ZM183 132V133H184ZM212 132V131H211ZM11 133V132H10ZM14 133V132H13ZM31 133V132H30ZM43 133V132H42ZM42 133H40V134H42ZM48 133V132H47ZM51 133H53V132H51ZM51 133H50V135H51ZM56 133V132H55ZM74 133V134H73ZM92 132H90L89 134H90V136L93 134H95V132L94 133H92ZM109 133V132H108ZM111 133V132H110ZM226 133V132H225ZM29 134V133H28ZM33 134V133H32ZM113 134V133H112ZM112 134H111V136H104V135H101L102 137L104 136L105 137V139H107L106 141H109L110 143V145L109 146H112L113 147V145H111V144H113L110 140H108V139H110L111 137H112ZM115 134V133H114ZM118 134V133H117ZM184 134H186V132L184 133ZM190 134V135H191ZM213 134H214V132H213ZM226 134H228V133H226ZM255 134V133H254ZM49 135V134H48ZM87 135V134H86ZM188 135V134H187ZM212 135V134H211ZM231 135V134H230ZM30 136V135H29ZM53 136H55V135H52V137ZM84 136V135H83ZM96 135H94L93 137L91 136V138H93V139H95V138H99L100 139V137H95ZM116 135H114L113 137H115ZM214 136V135H213ZM224 136V135H223ZM222 136V137H223ZM24 137V136H23ZM38 137V136H37ZM36 137V138H37ZM43 137V136H42ZM86 136H84L83 138H85ZM103 137V138H104ZM109 137V138H108ZM112 137V138H113ZM186 137V136H185ZM188 137H190V136H188ZM194 137V136H193ZM192 137V138H193ZM91 138H89L88 137V139H89V141H92L91 142V145L93 144V140H90ZM184 138V137H183ZM212 137H210V139H211ZM224 138V137H223ZM231 138V137H230ZM15 139V138H14ZM17 139V138H16ZM29 139H31V138H29ZM44 139V138H43ZM42 139V140H43ZM73 139H71V141L73 140ZM99 139L97 140V139H95V141H94V144H96L95 142H98V145L100 146L101 145V143H102V145H103V141L100 139V141H101V143H100V141H99ZM104 139V140H105ZM187 139V138H186ZM229 139V138H228ZM235 139H236V137H235ZM241 138H238V140H240ZM27 140V139H26ZM37 140H38V138H37ZM62 140V139H61ZM81 140H84V139H81ZM97 140V141H96ZM130 140L132 141L131 143H130ZM31 141V140H30ZM30 141H29V143H30ZM45 141V140H44ZM48 141V140H47ZM50 141V140H49ZM89 141L87 140L86 141V139L82 142V146H84V145H87V146H89L88 144H89ZM186 141V140H185ZM184 141V142H185ZM189 141V140H188ZM52 142V141H51ZM56 142V141H55ZM73 142H75L74 140H73ZM81 142V141H80ZM80 142H78V143H72L71 142V144H72V146H74V145H76V144H80ZM88 143V144H84V143ZM181 142V141H180ZM225 142H226V140H225ZM235 142H237V141H235ZM240 142V141H239ZM53 143V142H52ZM52 143H50V144H52ZM60 143V142H59ZM100 143V144H99ZM190 143V142H189ZM245 143V142H244ZM247 143V142H246ZM25 144V143H24ZM28 144V143H27ZM31 144V143H30ZM39 144V143H38ZM44 143H42V145H43ZM54 144V143H53ZM84 144V145H83ZM181 144H184V146H186V147H190V145L189 146H187V144L185 145V143H182L181 142ZM251 144V143H250ZM31 145H33V144H31ZM42 145H41V147H42ZM45 146V148L46 147H48V146H46L47 144H44ZM98 145H96L97 147H98ZM101 145V146H102ZM224 145V144H223ZM245 145V144H244ZM35 146V145H34ZM92 146H94V145H92ZM103 146H105V145H103ZM108 145L106 146V148L107 147H109ZM176 146V145H175ZM247 146V145H246ZM118 147H114L113 149L114 150H116L115 148H118ZM192 147V146H191ZM226 147V146H225ZM231 147V146H230ZM40 148V147H39ZM99 148V147H98ZM124 148V149H123ZM130 148V146H128V149H126V150H130L131 151V149L133 148V147H131V149H129ZM133 148V149H134ZM174 148H176V147H174ZM173 148V149H174ZM252 148V147H251ZM258 148V147H257ZM31 149H32V147H31ZM33 149H35V148H33ZM140 149V150H139ZM223 149V152L225 151V150H227V148L224 150V147L222 148ZM139 150V151H138ZM175 150V151H176ZM221 150V149H220ZM249 150H250V148H249ZM252 150V149H251ZM256 150V149H255ZM117 151H120V149L119 150H117ZM117 151H115V152H117ZM179 151H180V153H179ZM238 151V150H237ZM253 151V150H252ZM257 151V150H256ZM114 152V151H113ZM232 152V151H231ZM230 152V154H229V152H228V154L232 157V155H233V153H231ZM234 152V151H233ZM236 152V151H235ZM239 152V151H238ZM120 153H122V152H119V154ZM178 153L180 154V156L178 155ZM182 153V154H181ZM222 153V152H221ZM113 154V153H112ZM116 154V157L117 156H119V157H121L119 154H118V152L117 153H115ZM247 154V153H246ZM132 155H135V156H132ZM226 156H228L227 154H225ZM235 155H238L237 153H235ZM184 156V155H183ZM116 157H115V160H116ZM233 157L234 158H236V156H234L233 155ZM233 157H232V159H233ZM247 157V156H246ZM255 157V156H254ZM113 158H114V155H113ZM122 158H123V156H122ZM125 158V157H124ZM175 158V159H174ZM117 159H119L118 157H117ZM128 158H126L125 160H123V159H119L120 161H124L123 163L125 164V163H127L128 162V160H127ZM138 159H139V157H138ZM172 159H173V161H172ZM237 159V158H236ZM236 159H234V160H236ZM114 160V161H115ZM136 160V159H135ZM145 160V158L143 159V161ZM152 160V159H151ZM159 160H161V162H159ZM177 160V161H178ZM182 160V159H181ZM241 160H243L242 158H241ZM118 161V160H117ZM119 161V162H120ZM119 162H113L115 165H119V164H117V163H119ZM245 162V161H244ZM248 162V161H247ZM122 163V164H123ZM169 163V164H168ZM179 163V162H178ZM183 163V162H182ZM121 164V165H122ZM130 164H133V163H129L128 165H129V167H133V166H130ZM134 164H136V162L134 163ZM147 164V165H146ZM114 165V167H117V166H115ZM120 165V166H121ZM127 165V166H128ZM167 165H169L168 167L171 169V171H170V169L167 167ZM179 165V164H178ZM245 165H246V163H245ZM93 166H95V165H91V167L93 168ZM119 166V168H121ZM188 166V167H189ZM244 166V165H243ZM1 167V166H0ZM87 167H89V166H87ZM114 167H111V168H114ZM125 167H126V165H125ZM124 165H123V170H121V169H119L118 171H120L121 170V172H124V173H126V171L128 172L129 170V168L127 167V169L125 170L124 168ZM61 168V167H60ZM106 168V167H105ZM105 168H103L104 169V171H103V169L102 168H98V169H100L99 170V172H102V174H105V173H107L108 172V168H107V172H105L106 170H105ZM111 168H109V170L111 169ZM142 168V169H143ZM241 168V169H240ZM96 169V168H95ZM116 169H118V168H115V170ZM133 169H135L136 170V168L134 167ZM145 169H143V170H145ZM185 169H187V168H185ZM185 169H184V171H185ZM9 170H10V168H9ZM78 170H80V168H78L77 167V172L78 173H80V171H78ZM93 170H94V168H93ZM131 170V169H130ZM142 170V171H143ZM188 170H189V168H188ZM188 170H187V173H188ZM89 171V170H88ZM87 171V172H88ZM94 171H96V172H92V170L90 171L93 175H95L96 174V176L99 174L98 173V170L96 169V170H94ZM111 171H113L112 169H111ZM254 171V170H253ZM4 172V171H3ZM59 172V171H58ZM60 172H61V169H60ZM105 172V173H104ZM115 172V171H114ZM116 172H117V170H116ZM137 172H138V170H137ZM171 172H173V174H171ZM175 172V173H174ZM191 172V171H190ZM204 172H206V173H204ZM228 172V173H229ZM249 172V171H248ZM2 173V172H1ZM75 173H76V171L74 170V177H75ZM77 173V175L79 176V174ZM98 173V174H97ZM109 173V172H108ZM129 173V172H128ZM139 173V172H138ZM186 172L185 173H181V171H180V176L182 175L183 176V178H182V176H181V180H183L184 178L186 179V178H188L189 180H190V182H191V180H192V182L195 184L196 183V181H195V179H193L192 177L194 176L193 174L192 175H190L189 173V175L191 176V178L192 179H190V177H188L186 174H187ZM13 174V173H12ZM59 174H61V173H59ZM88 174H89V172H88ZM123 174V173H122ZM130 174V173H129ZM128 174V175H129ZM132 174H133V171H132ZM140 174V173H139ZM138 174V175H139ZM142 174V173H141ZM140 174V177L138 176L137 178H140V179H142V176H143V174L141 175ZM186 175V177H185V175ZM226 174V173H225ZM246 174V173H245ZM55 175V174H54ZM80 175H82V174H80ZM117 175H121V174H118L117 173ZM126 175V174H125ZM127 175V176H128ZM134 176H132L131 178H135V176L137 175V173L135 172L134 174H133ZM178 176L179 174H175V176ZM227 175H229V174H227ZM10 176V175H9ZM27 176V175H26ZM77 176V177H78ZM83 176H85V174L83 175ZM86 176H87V173H86ZM89 177H90V175H88ZM87 176V177H88ZM95 176V177H96ZM100 176H103V175H100ZM100 176H99V179H93V182L94 181H96V180H100ZM105 176H106V174H105ZM108 176V175H107ZM131 176V175H130ZM159 176V177H158ZM165 176V177H164ZM176 176V177H177ZM180 176H178L177 178L175 177L174 179H178V181H180ZM223 176H225V175H223ZM243 176V175H242ZM56 177V176H55ZM59 176H57V178H58ZM65 177V176H64ZM76 177V178H77ZM89 177L88 178H86V179H89ZM92 177V176H91ZM90 177V178H91ZM94 177V176H93ZM92 177V178H93ZM126 177V176H125ZM150 177V178H151ZM158 177V178H157ZM195 177V176H194ZM54 178V177H53ZM76 178H74V179H72V182H73V180H76ZM80 178V177H79ZM81 178H82V176H81ZM91 178V179H92ZM101 178H103V177H101ZM108 178V177H107ZM115 178L116 179H118V177L117 176H115ZM114 178V179H115ZM123 177H121V179H122ZM130 177H128V179H129ZM160 178H164V180H161ZM196 178V177H195ZM198 178V177H197ZM4 179V178H3ZM32 179V178H31ZM85 179V178H84ZM104 179H106V177H104ZM113 179V178H112ZM112 179H110V180H112ZM115 179V180H116ZM120 179V178H119ZM126 179H127V177H126ZM125 179V180H126ZM140 179H138V180H140ZM144 179V178H143ZM184 179V180H185ZM188 179H186L185 181H187ZM199 179V178H198ZM37 180V179H36ZM78 181H77V183L76 184H74V185H76V187L78 186V185H84V187H87L88 186V184H87V181L86 182H84L82 179H77ZM79 180H80V183H79ZM107 180V179H106ZM147 179H145L143 182H145ZM158 180V181H159ZM188 180V181H189ZM197 180V179H196ZM199 180H201V181H198L197 180V183H196V185L198 184V182L200 183V184H198V186L200 185L201 186V189H200V186H199V188H197V186H196V188H194L193 187V184H192V186H190L191 188L193 187V189H192V191L194 190V189H200V191L204 188V186H205V188H206V190H207V188H209V186L211 185L210 183H208L207 181H205L206 183H207V185H209L208 187H207V185L206 184H204L203 185V181H202V179H199ZM238 180V179H237ZM24 181V180H23ZM68 181V180H67ZM83 181V182H82ZM101 181H104L103 179H101ZM119 181L120 180H118V181H114V183H113V185L115 184V182H118L119 183ZM133 181L134 180H132V182L131 183H126V182H124L123 184H125L126 186H127V188H128V186L131 184V185H133L132 183H133ZM140 181H142V180H140ZM148 181V180H147ZM146 181V182H147ZM155 181V180H154ZM157 181V180H156ZM168 181H170V179L168 180ZM173 181H177V180H171V183L173 182ZM178 181H177V183L175 184L174 183V185L175 186H177V184H178ZM232 181V180H231ZM3 182V181H2ZM1 182V183H2ZM25 182V181H24ZM85 183L86 184V186H85V184H82V183ZM91 181H89V183H90ZM106 182V181H105ZM112 182V181H111ZM130 182V181H129ZM144 183L143 185H144V188L148 185L147 183ZM183 182V181H182ZM189 182V184L191 185V183ZM234 182V181H233ZM10 183V182H9ZM12 183V182H11ZM95 183V182H94ZM101 183H104V182H101ZM109 183H110V181H109ZM118 183L117 184H115V185H117L118 186ZM148 183H149V181H148ZM150 183H152V185H153V181L151 182L150 181ZM159 184H160V182H158ZM166 183V182H165ZM168 183H170V182H168ZM180 183H181V181H180ZM185 182H183V183H181V185L180 184H178V187L176 188V189H178L180 186H182V188L184 189H182L181 188V191L182 192H185L184 194L180 191V189H178V191H180V193L179 192H177L176 193V189H175V186L173 185V188L171 189V190H174L173 192L175 193H173V196L174 195H176V196H174L173 197V199L172 200H174V198L175 199H178V202L180 201L181 202V200H180V197L183 195H185L186 194V192L187 191H189V193H191L192 191H191V188L188 190V185L189 184H187V185H185L184 187H186L187 189V191L185 190V188L183 187V184H184ZM223 183V182H222ZM107 184V185H106ZM106 184H105V188H106V186L109 188L110 186H108V181L106 182ZM112 184V183H111ZM120 185L122 184V181H120V183H119ZM134 184H135V181H134ZM136 184H138L137 182H136ZM135 184V186H137ZM145 184H147L146 186H145ZM155 185H157V183L155 182L154 183ZM162 184H164V183H162ZM173 184V183H172ZM203 185V187H202V185ZM233 184V183H232ZM11 185V184H10ZM62 185V184H61ZM74 185H72V183H71V185H70V189H71V186H74ZM81 185L79 186V187H81ZM92 185H93V187H94V184L92 183ZM98 185V184H97ZM99 185H101V184H99ZM114 185V186H115ZM119 185V188L121 187ZM140 185H141V183H140ZM139 184H138V186H140ZM155 185H153V187H150L151 185H148L150 188L149 189H152L153 188V190H154V192L159 188V187H161V188H159L160 190H162V188L164 189V190H166V185H164L163 187L162 186H160V185H157L156 187H158V188H156V190L154 189L155 188ZM171 185V184H170ZM169 184L167 185V186H170ZM180 185V186H179ZM221 185V184H220ZM225 185V184H224ZM227 185V184H226ZM231 185V184H230ZM235 185V184H234ZM1 186H3V184L1 185ZM134 186V185H133ZM142 186V185H141ZM147 186V187H148ZM232 187H234L233 185H231ZM230 186V187H231ZM4 187V186H3ZM3 187H0V188H3ZM12 187V186H11ZM48 187V186H47ZM63 187V186H62ZM76 187H74L76 190H77V188ZM78 187V188H79ZM123 187V186H122ZM121 187V188H122ZM131 188H132V186H130ZM229 187V186H228ZM249 187V186H248ZM23 188V187H22ZM73 188V189H74ZM81 188H83V187H81ZM95 188H97V187H95ZM108 188H106V190L108 189ZM112 188L113 189H116V191H117V188L118 187H116L115 186V188L112 186ZM118 188V189H119ZM126 188V191L128 190ZM137 188V187H136ZM140 188V187H139ZM224 188V187H223ZM64 189V188H63ZM69 189V190H70ZM80 189V188H79ZM78 189V190H79ZM90 189V188H89ZM94 189V188H93ZM93 189H90L92 192H93ZM124 190H125V186H124V188H123ZM130 189V188H129ZM134 189H135V187H134ZM146 189H148V188H146ZM145 189V191L147 192L146 194H147V196H148V193L150 194V192H149V190L147 191ZM170 189V188H169ZM4 190V189H3ZM62 190V189H61ZM85 190V189H84ZM90 190H87V191H90ZM101 190L103 191L104 190V192H105V189H102L101 188ZM101 190H98V191H100L99 193H100V196H99V193H97V195H95V192H94V196H97V197H100L101 198V200H102V198H103V200H105V198H106V201H107V199L108 198H110V197H108V196H110V194L112 195V196H114V197H119L120 199H121V196H123V194L121 195V193H123V192H121V193H119L118 191L116 192V193H118V196L116 195V193H115V190H113L112 191V189H109V190H111V193L109 192V190H108V193H105V194H103L102 192H101ZM143 190V191H142ZM142 190L140 189V191H138L139 193H135V191L134 190H131L132 192H134L136 195H132V192L130 191V190H128V191H130L131 193H129L128 191H127V193L128 194H131L132 195V197H137L136 199H134V201L136 202V204H137V201L139 202L138 204L141 206V201L143 200V199H141L142 197H140L141 195L143 196V197H147V196H144V195H146L145 194V191H144V189H143V187H142ZM170 190V191H171ZM196 190H194L193 191V193L196 191ZM80 191H82V190H80ZM95 191L97 192V190L95 189ZM125 191V192H126ZM163 191V190H162ZM167 191V190H166ZM165 191V192H166ZM191 191V192H190ZM200 191H196V194L195 195H201V194H199V192ZM203 191V190H202ZM201 191V192H202ZM14 192V191H13ZM35 192V191H34ZM42 192V191H41ZM55 192V191H54ZM74 192V191H73ZM85 193V191H82V193ZM107 192V191H106ZM141 192H144V195H143V193L141 194ZM156 192H158V190L156 191ZM161 192V191H160ZM197 192H198V194H197ZM206 191H204V193H205ZM248 192V191H247ZM76 193V192H75ZM78 193H79V191H78ZM81 193V192H80ZM79 193V194H80ZM127 193H126V195H127ZM164 193V192H163ZM163 193H159V197H161L160 196V194L162 195ZM169 193H172V191L171 192H169ZM179 193V194H178ZM181 193H182V195H181ZM188 193V192H187ZM188 193V194H189ZM203 193V192H202ZM252 193V192H251ZM49 194V193H48ZM65 194V193H64ZM67 194V193H66ZM71 195V192L70 193H68L67 195ZM74 194V193H73ZM73 194H72V197H73ZM86 194V193H85ZM84 194V195H85ZM92 194V193H91ZM102 194V195H101ZM108 194V195H107ZM154 193L152 192V194L151 195H149L150 197L149 198H152V200H153V197H155L154 195H156V193L153 195ZM158 194V193H157ZM168 194V193H167ZM167 194H164L165 195V197H162V198H168V196L170 197V195H167ZM178 194V195H177ZM248 194V193H247ZM76 195V194H75ZM74 195V197L72 198V197H70V198H72V200L75 198V197H77V198H75L76 199V201L77 202H79L78 200H80V199H78V198H80L79 196H75ZM82 195V194H81ZM106 195V196H105ZM121 195V196H120ZM124 195V197H122V199H124L125 198V201L127 200V196H128V199H130V197H131V195L129 196V195ZM140 195V196H139ZM164 195H162V196H164ZM166 195H167V197H166ZM172 195V194H171ZM189 195H194V194H189ZM193 196V198L194 197H196L197 198V196ZM57 196H58V194H57ZM83 196V195H82ZM81 196V197H82ZM87 196V195H86ZM105 196V197H104ZM126 196V197H125ZM151 196H153V197H151ZM177 196H178V198H177ZM38 197V196H37ZM68 197V198H69ZM92 197V196H91ZM97 197H95V200H97L96 198ZM108 197V198H107ZM156 197H157V195H156ZM158 197V198H159ZM172 197V196H171ZM170 197V198H171ZM3 198V197H2ZM50 198V197H49ZM69 198V200H71ZM84 198V197H83ZM94 198V197H93ZM92 198V199H93ZM112 198V197H111ZM110 198V201L112 200ZM192 198V197H191ZM192 198V199H193ZM78 199V200H77ZM115 199V198H114ZM112 200L111 202H113V201H115L114 203H113V207H114V204H116L115 206L116 207H114L115 209H113V211L114 212H116V210H119V212H120V209L119 208H122V206H125V204H127L128 203V206L129 205H131V207L130 208H132V210L130 209L129 210V208H127V209H124V211L125 210H127V211H125V212H127L125 215H129V214H131L132 215V211H133V214L135 213V212H139L140 210L138 209V210H136V211H134V208L136 209V204H134V203H132V204H130V201H126V203H124V205L122 204L123 202H121L120 200ZM157 199V198H156ZM160 199V198H159ZM159 199H157V201L159 200ZM202 199V198H201ZM86 200V199H85ZM88 200V199H87ZM89 200H90V197H89ZM102 200V201H103ZM131 200V199H130ZM145 200H146V198H145ZM149 200H151V199H148L147 200V202L149 201ZM182 200H184V199H182ZM81 201V200H80ZM106 201H103V202H106ZM109 201V202H110ZM133 201V202H134ZM144 201V200H143ZM156 201V200H155ZM160 201H161V199H160ZM162 201H165V200H162ZM161 201V202H162ZM168 201V200H167ZM199 201V200H198ZM75 202V201H74ZM83 202H84V200H83ZM94 202L96 203L97 201H94L93 200V202H92V204L94 205ZM100 200H98V203H99V205H101L100 204ZM117 202H118V205L120 204H122V206H117ZM132 202V201H131ZM145 202V201H144ZM143 202V203H144ZM149 202H151V201H149ZM148 202V203H149ZM174 203H173V205L174 204H176L177 203V207H182L183 205H184V202H183V205H181L180 203H178L177 201H176V203H175V201H173ZM189 202V201H188ZM68 203H69V201H68ZM72 203H73V201H72ZM86 203V202H85ZM102 203V202H101ZM146 203V202H145ZM145 203L143 204L144 206H148V205H145ZM159 203V202H158ZM155 203V204H157V205H159V204H161V203ZM167 203V202H166ZM90 204V203H89ZM138 204H137V206H138ZM147 204V203H146ZM154 204V203H153ZM180 204V205H179ZM185 204H186V200H185ZM69 205H71V203H69ZM82 205H83V203H82ZM92 205V206H93ZM96 205H97V203H96ZM96 205L93 207L95 210H96ZM133 205L135 206V207H133ZM142 205V206H143ZM150 205H151V203H150ZM149 205V206H150ZM162 205V204H161ZM179 205V206H178ZM189 205V204H188ZM200 205V204H199ZM52 206V205H51ZM73 206H74V204H73ZM152 207H153V205H151ZM151 206L149 207V209H152L151 208ZM162 206H165V205H162ZM162 206H161V208H162ZM175 206V209L177 208ZM185 206V205H184ZM183 206V207H184ZM187 206V205H186ZM197 206V205H196ZM76 207V206H75ZM74 207V208H75ZM154 207H156V206H154ZM158 207V206H157ZM165 207H167V206H165ZM173 207V206H172ZM180 207V208H181ZM182 207V209H185V212H186V207L185 208H183ZM194 207V206H193ZM69 208H70V206H69ZM78 207H76V209H77ZM92 208V209H93ZM99 208V207H98ZM101 208V212H102V214H99L100 216H98V214L97 213H93V215H95L96 216V214H97V216H96V218H94L95 219V221H99V222H101V221H103L104 219V217H105V214L104 213H106V207L105 206H101L100 207ZM116 208H118V209H116ZM125 208V207H124ZM137 208H139V207H137ZM142 208V207H141ZM140 208V209H141ZM144 208V207H143ZM148 207H145V209H147ZM161 208H159L160 210H162ZM180 208H177L176 209V212L177 213H179V211H177L178 209L180 210ZM187 208H189V207H187ZM197 208H198V206H197ZM83 209V208H82ZM145 209H143L144 210V212H141V218L142 217H144L145 218V214H149V212H146L145 213ZM154 209H156L155 211H154ZM154 209H152V211H154V212H156L157 211V209L158 208H154ZM181 209V210H182ZM196 209V208H195ZM198 209H200V208H198ZM89 210L91 211V209L89 208ZM88 210V211H89ZM159 210V211H160ZM168 210V209H167ZM173 211H174V209H172ZM180 210V211H181ZM77 211V210H76ZM124 211H122L121 210V213H122V215L124 216ZM151 211V210H150ZM159 211H157L158 213H159ZM198 211V210H197ZM197 211H195V212H197ZM82 212V211H81ZM84 212V211H83ZM95 212V211H94ZM129 212V213H128ZM154 212H151V213H153V214H156V213H154ZM162 211H160V213H161ZM167 212V211H166ZM181 212H184V211H181ZM193 212H194V210H193ZM57 213V212H56ZM75 212H73V214H74ZM86 213V212H85ZM90 213V212H89ZM92 213V212H91ZM110 213H112V212H110ZM118 213V212H117ZM121 213H119V214H121ZM142 213H145V214H143L142 215ZM164 213H165V211H164ZM73 214H70V215H73ZM87 215H88V213H86ZM113 215H115V216H117V217H115L114 216V218H110V221L108 220V228H113V227H115L116 225L118 226V225H121V223H124V225H126L127 223H130V222H135L136 220L135 219H132V218H136V219H138L139 220V222H140V224H141V218H137V217H139L136 213L134 214V215H136V217L134 216V217H132L131 219H124L125 217H121L119 214V216L116 214V213H112ZM153 214H150V215H148V216H151L152 217V220L153 219H155L156 220V217L158 216V215H160V214H157L156 216L155 215H153ZM162 215H163V213H161ZM168 214V213H167ZM171 214V213H170ZM169 214V215H170ZM181 214V213H180ZM186 214H187V212H186ZM200 214V213H199ZM76 214H74V218L72 219L71 218V221H73L75 218H76V216H75ZM91 215V214H90ZM154 217H153V216ZM168 215V216H169ZM190 215V214H189ZM104 216V217H103ZM147 216V217H148ZM165 216V215H164ZM172 216V215H171ZM174 216V215H173ZM185 216H187V215H185ZM184 216V217H185ZM196 216V215H195ZM64 217V216H63ZM71 217V216H70ZM151 217H149V219L151 218ZM159 217H162V216H159ZM177 217V216H176ZM183 217V216H182ZM191 217V216H190ZM57 218V217H56ZM81 218V217H80ZM89 218V217H88ZM106 218V217H105ZM142 218L143 220L142 221H146V223H148V220L145 218ZM158 218V217H157ZM197 218H198V216H197ZM78 219V221L80 220L79 219V217L77 218ZM83 219H84V221H86V220H88V219H85V216L83 217ZM162 219V218H161ZM171 219H173V217L171 218ZM175 219V218H174ZM180 219V218H179ZM192 219H194V216L192 217ZM61 220V219H60ZM126 221V220H129L130 222H126V224H125V222H123V221ZM132 220V221H131ZM152 220H151V222H152ZM163 220H164V218H163ZM181 220V219H180ZM75 222H76V220H74ZM82 221V218H81V220H80V222ZM97 221V222H98ZM157 221H159V220H157ZM168 221H169V219H168ZM171 221H173V220H171ZM175 221H177V223H178V217H177V220H175ZM184 221V220H183ZM201 221V220H200ZM5 222V221H4ZM74 222V223H75ZM96 222V223H97ZM139 222H135V224H136V229H139V231L141 232L142 230L140 229V227L138 228V226H140V224L137 226V224L139 223ZM150 222V221H149ZM181 222V221H180ZM191 222H193V221H191ZM78 223V222H77ZM76 223V224H77ZM83 223V222H82ZM82 223H80V225L82 224ZM84 223H86V222H84ZM156 224L157 223H159V222H155ZM169 223V222H168ZM170 223H173V222H170ZM187 223H189V222H187ZM76 224H74V225H76ZM79 224V223H78ZM77 224V225H78ZM130 224H132V223H130ZM153 224H154V222H153ZM153 224H149V226L150 227H152L153 226ZM155 224V225H156ZM164 224V223H163ZM179 224V223H178ZM80 225H78L79 227H80ZM123 225V224H122ZM133 225H134V223H133ZM132 225V228H135V226H133ZM143 227H146V226H144V224L142 223L141 224ZM147 225V224H146ZM158 225H160V224H158ZM166 225V224H165ZM168 225V224H167ZM171 225V224H170ZM174 225V224H173ZM180 225V224H179ZM86 226V225H85ZM85 226L83 225V228H85ZM115 227V228H119V227H122V226H119V227ZM148 226V227H149ZM157 226V225H156ZM169 226V225H168ZM147 227V228H148ZM165 227V226H164ZM2 228V227H1ZM82 228V226H81V229H83ZM146 228V229H147ZM156 228V227H155ZM77 229V228H76ZM166 229H169V228H166ZM171 229V228H170ZM148 231H149V229H147ZM263 230V229H262ZM138 231V232H139ZM143 231H145V229L143 230ZM138 233V234H141V233ZM152 232V231H151ZM151 232H150V234H151ZM161 232V231H160ZM163 232V231H162ZM264 232V231H263ZM149 233V232H148ZM156 233H157V231H156ZM164 234V233H163ZM167 234V233H166ZM83 235V234H82ZM81 235V236H82ZM149 234H147V236H148ZM152 235V234H151ZM149 236V237H147L146 236V238H144V241H145V239H147L148 241H150V240H154V239H156L157 238V240H158V235H156L155 237L156 238H154V236ZM231 235H232V231H226L225 233H223V236H224V238H230L231 237ZM249 235L251 236L252 235V232L250 231L249 232ZM263 235V234H262ZM137 236V235H136ZM141 236V235H140ZM145 236V235H144ZM143 236V237H144ZM76 237V236H75ZM79 237V236H78ZM93 237V236H92ZM77 238V237H76ZM82 238V237H81ZM96 238V237H95ZM137 238V237H136ZM139 238V237H138ZM154 238V239H153ZM223 238V239H224ZM86 239V238H85ZM140 239H142V242L141 243H143V238H141L140 237ZM201 239H203V238H201ZM197 241H195L196 243L197 242H201V241H199L200 240V237H199V240L198 239H196ZM138 241V240H137ZM148 241H146V242H148ZM156 240H154V242H155ZM140 242V241H139ZM139 242H136V243H139ZM151 243L150 244H152V242L153 241H150ZM205 242H207L206 240H203V242H201V243H205ZM140 243V245H141V247L143 246V244H141ZM200 243V244H201ZM53 244V243H52ZM50 245V246H54V245ZM149 244V243H148ZM208 244V243H207ZM175 246V245H174ZM172 247L171 248V250L170 251H168V252H171V255L172 254H174V259H172V261L174 260V262L176 261V258L179 260V258L180 257H183L184 258V262H186V261H188V263H189V261H190V258H189V256H188V254L186 253V252H184V250H183V247H181V244H180V242L179 243H177V245H176V247ZM200 246V245H199ZM202 247V249H203V246H201ZM51 248V247H50ZM91 248V247H90ZM138 248V247H137ZM140 248V247H139ZM146 248V247H145ZM174 248V249H173ZM190 248V247H189ZM200 248V247H199ZM196 249V248H195ZM50 250V249H49ZM54 250V249H53ZM139 250V249H138ZM146 250H148V251H146ZM151 250V249H150ZM162 250V249H161ZM245 250V249H244ZM243 250V251H244ZM142 251V250H141ZM197 251V250H196ZM94 252V251H93ZM138 252V251H137ZM145 252H149V249H145V251H144V253ZM161 252V251H160ZM85 253V252H84ZM141 253V252H140ZM142 253H143V251H142ZM150 253H152V250H151V252ZM150 253H147L146 255H145V257L147 256V258H149V256L151 255ZM198 253V252H197ZM204 253V255H206L205 254V252H203ZM203 253H202V255H203ZM213 253V252H212ZM214 253H215V250H214ZM243 253V252H242ZM137 254V253H136ZM153 254V253H152ZM165 254V253H164ZM216 254V253H215ZM259 254V253H258ZM92 255V254H91ZM144 255V254H143ZM203 255V257H202V259L204 258V257H208V256H204ZM158 256V255H157ZM218 256V255H217ZM139 257V256H138ZM172 257H173V255H172ZM212 257V256H211ZM137 258V257H136ZM166 258V257H165ZM200 260V259H199ZM98 261V260H97ZM145 261V260H144ZM221 261V260H220ZM148 262V261H147ZM184 262L183 263H181L180 261H179V264H184ZM191 262V264H192V261H190ZM201 262H203L202 260H201ZM95 263V262H94ZM78 264V263H77ZM93 264V263H92ZM99 264V263H98ZM175 264H176V262H175ZM178 264V263H177ZM190 264V263H189ZM203 264H216L215 263V261L213 260V262L211 263V262H209L208 260L205 262V263H203Z\"/></svg>", "mask_w": 264, "mask_h": 264}, {"label": "crops", "instance_id": "3", "mask_svg": "<svg viewBox=\"0 0 264 264\" xmlns=\"http://www.w3.org/2000/svg\"><path fill=\"white\" fill-rule=\"evenodd\" d=\"M47 5L51 9L59 8V3L63 0H45ZM36 13H30L27 8L21 3L17 6V18L18 20L14 23L16 30L29 28L35 20ZM9 28L8 19L6 15L0 9V42L4 38Z\"/></svg>", "mask_w": 264, "mask_h": 264}, {"label": "water", "instance_id": "4", "mask_svg": "<svg viewBox=\"0 0 264 264\" xmlns=\"http://www.w3.org/2000/svg\"><path fill=\"white\" fill-rule=\"evenodd\" d=\"M232 215H233V211H228L227 213H225V217H229V216H232ZM179 261L181 263H183L184 262V258L183 257H180L179 258Z\"/></svg>", "mask_w": 264, "mask_h": 264}]
</instances>
